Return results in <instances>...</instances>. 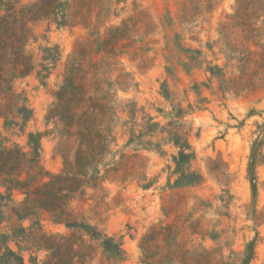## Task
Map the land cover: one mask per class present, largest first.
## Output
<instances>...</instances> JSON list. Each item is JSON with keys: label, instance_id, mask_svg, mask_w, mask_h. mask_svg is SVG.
<instances>
[{"label": "rangeland", "instance_id": "obj_1", "mask_svg": "<svg viewBox=\"0 0 264 264\" xmlns=\"http://www.w3.org/2000/svg\"><path fill=\"white\" fill-rule=\"evenodd\" d=\"M67 1L57 18L33 24L26 50L34 68L12 82L30 117L22 122L10 114L16 123L0 117V144L29 151L30 134L39 132L40 163L61 172L74 143L47 116L66 62L78 41L101 39L125 24L119 70L112 73L126 76L114 85L113 137L98 178L66 207L70 220L112 237L123 259L110 258L94 238L55 222L47 211L37 214L38 225L17 219L20 190L0 198V233L24 228L13 238L24 264L46 261L40 234L71 236L74 247H87L81 252L93 251L85 263L75 257L73 264H238L250 241L249 264H264V146L254 147L264 127V0ZM210 66L220 70L212 73ZM174 130L189 144L186 170L200 175L196 182L174 184Z\"/></svg>", "mask_w": 264, "mask_h": 264}, {"label": "trees", "instance_id": "obj_2", "mask_svg": "<svg viewBox=\"0 0 264 264\" xmlns=\"http://www.w3.org/2000/svg\"><path fill=\"white\" fill-rule=\"evenodd\" d=\"M68 3L67 0H35L24 3L22 0H0V117L4 123L29 119L31 110L23 102L17 103L18 94L12 88V82L27 75L34 63L26 50L28 42L34 38L33 24L43 18H57L58 12ZM123 27H110L101 39L86 38L78 41L68 61L61 85L54 92V102L48 109L47 118H55L60 124V135L64 140L72 139L73 154L64 156L61 172L50 173L42 166L39 158L38 139L40 133L30 134V150L24 151L17 144L12 146L0 144V198L8 197L11 190H20L24 199L14 209L17 219L32 218V225L39 224L36 218L40 211H47L54 221L64 223L70 228H79L84 234L94 238L98 247L115 260L123 259V250L110 236L83 221L70 220L66 207L70 198L82 191L99 176V165L109 149L112 140V121L116 115L114 106V85L126 79L123 72L116 79L112 73L119 70L117 66L119 43L124 38ZM210 72L220 70L210 66ZM121 77V78H120ZM120 79V81H116ZM261 138L254 142L264 146V127ZM173 141L178 146L177 155H173L175 171L178 174L174 184L196 182L200 175L187 171L191 159L189 144L179 137L176 130L172 133ZM254 149L250 156L248 171L251 177L252 195L255 197L256 184L254 175ZM264 158V152L262 154ZM17 230L12 228V235L0 233V264H24L20 245L13 241ZM45 250L49 251L43 264H73L75 257L81 263L91 258L93 251L83 244L72 242L71 236H48L40 234ZM13 242L17 249L10 246ZM254 255V241H250L239 258L238 264H249ZM144 264H168L161 260H142ZM226 264V262H225ZM228 264V263H227Z\"/></svg>", "mask_w": 264, "mask_h": 264}]
</instances>
